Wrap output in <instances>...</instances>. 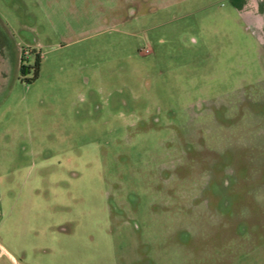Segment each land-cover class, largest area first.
Here are the masks:
<instances>
[{"label":"rangeland","instance_id":"obj_1","mask_svg":"<svg viewBox=\"0 0 264 264\" xmlns=\"http://www.w3.org/2000/svg\"><path fill=\"white\" fill-rule=\"evenodd\" d=\"M0 40V264H264V0H0Z\"/></svg>","mask_w":264,"mask_h":264},{"label":"flooded vegetation","instance_id":"obj_2","mask_svg":"<svg viewBox=\"0 0 264 264\" xmlns=\"http://www.w3.org/2000/svg\"><path fill=\"white\" fill-rule=\"evenodd\" d=\"M7 44V43H6ZM8 45V44H7ZM7 48H9V46L8 47H3V42L0 40V59L3 57V56H5V53H3V49H7Z\"/></svg>","mask_w":264,"mask_h":264},{"label":"crops","instance_id":"obj_3","mask_svg":"<svg viewBox=\"0 0 264 264\" xmlns=\"http://www.w3.org/2000/svg\"><path fill=\"white\" fill-rule=\"evenodd\" d=\"M8 44V43H7ZM6 43L3 42V47H8L9 45H7Z\"/></svg>","mask_w":264,"mask_h":264},{"label":"water","instance_id":"obj_4","mask_svg":"<svg viewBox=\"0 0 264 264\" xmlns=\"http://www.w3.org/2000/svg\"><path fill=\"white\" fill-rule=\"evenodd\" d=\"M12 260H13V258L12 257H10ZM13 262H14V264H18L17 262H15L14 260H13Z\"/></svg>","mask_w":264,"mask_h":264},{"label":"trees","instance_id":"obj_5","mask_svg":"<svg viewBox=\"0 0 264 264\" xmlns=\"http://www.w3.org/2000/svg\"><path fill=\"white\" fill-rule=\"evenodd\" d=\"M36 67H37V64H36ZM24 69V67H22Z\"/></svg>","mask_w":264,"mask_h":264}]
</instances>
